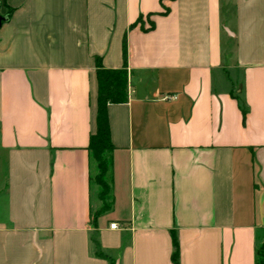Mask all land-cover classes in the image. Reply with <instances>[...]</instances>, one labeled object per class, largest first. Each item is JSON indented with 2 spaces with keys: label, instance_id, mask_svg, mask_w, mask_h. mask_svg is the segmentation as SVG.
<instances>
[{
  "label": "crops",
  "instance_id": "obj_1",
  "mask_svg": "<svg viewBox=\"0 0 264 264\" xmlns=\"http://www.w3.org/2000/svg\"><path fill=\"white\" fill-rule=\"evenodd\" d=\"M163 5L0 0V264H173L172 233L178 264H255L264 0ZM95 57L125 64L128 98L107 107L112 207L93 218Z\"/></svg>",
  "mask_w": 264,
  "mask_h": 264
},
{
  "label": "trees",
  "instance_id": "obj_2",
  "mask_svg": "<svg viewBox=\"0 0 264 264\" xmlns=\"http://www.w3.org/2000/svg\"><path fill=\"white\" fill-rule=\"evenodd\" d=\"M162 3V13H167L169 8ZM12 8L6 7V16L9 18ZM140 22V19H138ZM153 28V22L150 23L149 29ZM125 59V46H123ZM95 74L97 80V103L95 114V131L90 135L88 150L96 166V173L90 177V182L99 187L98 197L101 201L100 208L94 212L93 218L98 214L111 210L112 201L108 200L111 187L108 182V175L111 168V153L113 145L110 140V129L108 123L107 107L109 104H119L127 101L128 73L126 66L120 68L103 67L99 57L94 58ZM245 113V110H243ZM173 251L171 259L173 264H178V243L176 234L172 233ZM255 264H264V239L256 242L255 247Z\"/></svg>",
  "mask_w": 264,
  "mask_h": 264
},
{
  "label": "water",
  "instance_id": "obj_3",
  "mask_svg": "<svg viewBox=\"0 0 264 264\" xmlns=\"http://www.w3.org/2000/svg\"><path fill=\"white\" fill-rule=\"evenodd\" d=\"M8 20V17L6 15L0 14V27L3 22H6Z\"/></svg>",
  "mask_w": 264,
  "mask_h": 264
},
{
  "label": "built area",
  "instance_id": "obj_4",
  "mask_svg": "<svg viewBox=\"0 0 264 264\" xmlns=\"http://www.w3.org/2000/svg\"><path fill=\"white\" fill-rule=\"evenodd\" d=\"M118 226V224L116 223V222H111L110 224H109V227L110 228H116Z\"/></svg>",
  "mask_w": 264,
  "mask_h": 264
},
{
  "label": "rangeland",
  "instance_id": "obj_5",
  "mask_svg": "<svg viewBox=\"0 0 264 264\" xmlns=\"http://www.w3.org/2000/svg\"><path fill=\"white\" fill-rule=\"evenodd\" d=\"M94 174H95V173H94ZM94 174H93V175H94ZM108 182H109V181H108ZM107 198H108V200H109L110 197L107 196ZM93 199H94V201H97V199H96V195L93 196Z\"/></svg>",
  "mask_w": 264,
  "mask_h": 264
}]
</instances>
